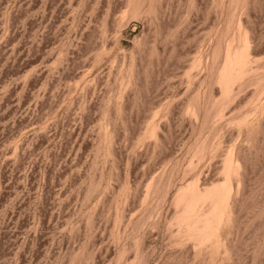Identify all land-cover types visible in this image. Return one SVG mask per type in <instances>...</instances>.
<instances>
[{"label":"rangeland","instance_id":"rangeland-1","mask_svg":"<svg viewBox=\"0 0 264 264\" xmlns=\"http://www.w3.org/2000/svg\"><path fill=\"white\" fill-rule=\"evenodd\" d=\"M0 264H264V0H0Z\"/></svg>","mask_w":264,"mask_h":264}]
</instances>
